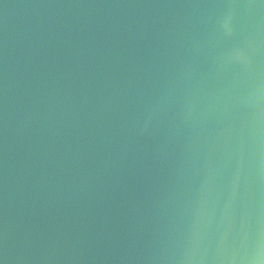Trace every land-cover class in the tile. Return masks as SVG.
Segmentation results:
<instances>
[{
    "label": "water",
    "instance_id": "water-1",
    "mask_svg": "<svg viewBox=\"0 0 264 264\" xmlns=\"http://www.w3.org/2000/svg\"><path fill=\"white\" fill-rule=\"evenodd\" d=\"M0 264H264V0H0Z\"/></svg>",
    "mask_w": 264,
    "mask_h": 264
}]
</instances>
